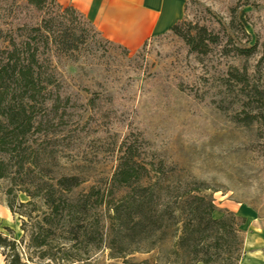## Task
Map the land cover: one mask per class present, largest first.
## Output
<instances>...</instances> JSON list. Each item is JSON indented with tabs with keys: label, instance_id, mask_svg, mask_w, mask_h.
Listing matches in <instances>:
<instances>
[{
	"label": "rangeland",
	"instance_id": "1",
	"mask_svg": "<svg viewBox=\"0 0 264 264\" xmlns=\"http://www.w3.org/2000/svg\"><path fill=\"white\" fill-rule=\"evenodd\" d=\"M27 2L17 0L20 8ZM235 9L249 39L232 27ZM23 17L36 19L31 10ZM181 21L208 29L220 44L196 57L168 33L137 52L96 38L76 52L56 53L61 173L82 180L85 191L108 193L123 146H131L142 166L175 169L189 185L203 184L217 209L214 220L231 206L244 216L231 213L245 221L244 239H264V0H187ZM236 49L253 53L239 59ZM5 228L20 241L17 219L0 215V232ZM109 255L102 250L92 264H122Z\"/></svg>",
	"mask_w": 264,
	"mask_h": 264
},
{
	"label": "trees",
	"instance_id": "2",
	"mask_svg": "<svg viewBox=\"0 0 264 264\" xmlns=\"http://www.w3.org/2000/svg\"><path fill=\"white\" fill-rule=\"evenodd\" d=\"M24 10L36 19L22 18ZM237 13L232 27L249 39ZM169 34L196 57L220 44L184 21ZM96 38L103 39L77 10L56 0H28L25 8L0 0V206L22 234L17 241L12 230L0 232L4 263L92 264L106 250L122 264H135L128 259L136 256L146 257L139 264H241L245 221L229 212L214 220L203 184L189 185L175 169L142 166L135 148L123 146L108 193L85 191L82 180L61 173L54 119L63 100L52 60ZM234 53L248 59L253 49ZM121 190L127 193L117 200Z\"/></svg>",
	"mask_w": 264,
	"mask_h": 264
},
{
	"label": "crops",
	"instance_id": "3",
	"mask_svg": "<svg viewBox=\"0 0 264 264\" xmlns=\"http://www.w3.org/2000/svg\"><path fill=\"white\" fill-rule=\"evenodd\" d=\"M63 7H73L101 37L129 52H137L151 40L168 34L183 18L187 0H56ZM231 213L244 217L238 210ZM0 215L13 219L0 206ZM245 255L241 264H264V239L252 234L245 240ZM248 251H254L251 254ZM0 264H5L0 256Z\"/></svg>",
	"mask_w": 264,
	"mask_h": 264
}]
</instances>
